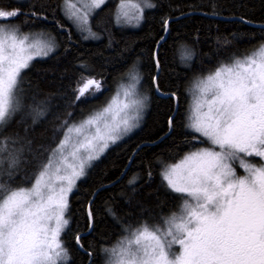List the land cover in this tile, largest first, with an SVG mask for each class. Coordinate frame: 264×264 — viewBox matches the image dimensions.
Returning <instances> with one entry per match:
<instances>
[{
  "label": "trees",
  "instance_id": "16d2710c",
  "mask_svg": "<svg viewBox=\"0 0 264 264\" xmlns=\"http://www.w3.org/2000/svg\"><path fill=\"white\" fill-rule=\"evenodd\" d=\"M121 1L106 0L93 12L90 23L97 36L85 39L67 18L63 0H0V9H20L21 15L12 23L22 33L44 34L56 43L53 52L35 57L22 71L21 109L0 127V138L17 141L10 149L23 150L11 170L4 154L0 183L6 187L30 186L62 138L64 122L78 123L98 110L129 73L140 75L147 92L140 127L111 145L68 197L69 224L60 235L68 253L63 264H87L88 253L92 256L89 264H105L104 249L127 235L126 228L144 222L159 224L161 218L179 211L184 195L171 190L163 171L186 153L211 146L205 138L194 140L199 134L187 127L192 85L222 64L252 55L264 45V27L255 26L264 25V0H150L155 7L146 8L135 27L117 22ZM33 11L38 15H31ZM180 15L184 16L169 22L155 60L164 21ZM186 52H191V58H186ZM156 64L160 70L156 85L162 93L174 92L178 97L174 115L173 98L155 92ZM85 78L99 80L102 88L76 101L74 89ZM33 109L44 114L35 117ZM169 118L173 125L166 134ZM142 143L148 144L135 151ZM251 160L260 162L259 157ZM133 179L135 183L130 184ZM90 201L92 229L80 237L83 247L79 248L76 236L89 228Z\"/></svg>",
  "mask_w": 264,
  "mask_h": 264
},
{
  "label": "snow or ice",
  "instance_id": "6c2138e0",
  "mask_svg": "<svg viewBox=\"0 0 264 264\" xmlns=\"http://www.w3.org/2000/svg\"><path fill=\"white\" fill-rule=\"evenodd\" d=\"M79 2L83 10L71 0H63L67 18L87 33L85 39L96 38L89 9H99L105 0ZM131 7L137 13L133 17H129L128 11H121L123 4L118 6L117 22L121 16L138 21L145 8L155 5L141 0ZM19 15L18 8L0 9V126L6 125L21 107L22 71L35 57L47 56L56 47L54 38L32 41L31 34L22 33L12 23ZM31 15L38 13L33 11ZM186 58H191V52H186ZM139 79L134 74L132 84L120 86L125 100L115 111L113 105L120 89L101 111L78 124L65 121L62 138L51 149L48 162L30 188L11 189L0 183V264L66 262L67 249L59 238L69 224L65 218L68 194L94 160L138 127L148 98L140 93L131 101L127 98L133 95L129 89H134ZM195 86L201 94L197 100L198 115L187 127L199 134L194 140L205 138L214 147L192 152L181 164L165 169L163 179L171 190L186 194L179 211L161 218L159 224L144 222L126 228L123 239L104 249L105 264H264V163L257 166L246 159L264 160V45L250 56L235 59L231 65L222 64ZM93 88L100 91L101 82L85 79L74 89L75 100L79 101ZM156 90L160 91L158 85ZM170 95L178 102L176 93ZM205 106L207 111L201 114ZM33 111L35 117L44 114L38 109ZM172 125L170 118V129ZM16 143L0 138V165L7 153L10 170L18 165V152L23 151L10 149L9 145ZM70 143L73 163L64 154ZM57 157L59 163L53 171ZM237 162L245 169V176H237L233 166ZM11 174L9 171L8 175ZM129 183L134 184L135 179ZM92 219L89 211L90 227ZM76 241L79 244V235ZM175 245H179V252L174 250Z\"/></svg>",
  "mask_w": 264,
  "mask_h": 264
},
{
  "label": "rangeland",
  "instance_id": "374dc122",
  "mask_svg": "<svg viewBox=\"0 0 264 264\" xmlns=\"http://www.w3.org/2000/svg\"><path fill=\"white\" fill-rule=\"evenodd\" d=\"M106 1V0H105ZM71 2L72 3H76L77 4V8H81L82 9V5H81V3L79 2V0H71ZM86 2H90V0H86ZM141 2V0H122L120 3H119V5H121V4H123L124 5V8H122L121 9V11H128V13H129V17H133L134 15H136L137 13H136V9L135 8H132L131 7V5L132 4H138V3H140ZM151 2V1H150ZM118 5V6H119ZM63 6H64V4H63ZM65 7V6H64ZM146 9V8H145ZM144 9V10H145ZM83 10V9H82ZM96 9H94V10H91V9H89V11H90V17L92 16V14H93V12L95 11ZM117 10H118V8H117ZM71 11V10H70ZM116 14H117V12H116ZM72 21V20H71ZM140 21H141V19L140 20H136V19H132V18H129V19H127V20H125V18L123 17V16H121V19H120V22H119V24H124V25H128V26H131V27H135V26H137L139 23H140ZM72 23H73V21H72ZM74 24V26L77 28V26H76V24L75 23H73ZM78 29V28H77ZM79 30V29H78ZM80 31V30H79ZM81 32V31H80ZM83 35L84 36H86L87 35V33H83ZM49 37L48 36H46V35H44V34H31V40L32 41H44V40H47ZM250 56V55H249ZM38 57V56H37ZM244 58V57H243ZM243 58H241V59H243ZM232 63H230V64H228V65H231ZM215 72V71H214ZM132 75H134V71L132 72V73H129L128 74V77L126 78V79H124L122 82H120V83H118L117 84V86H116V88L113 90V92L111 93V95H108L106 98V100H105V102H103V104L100 106V108L98 109V110H96L95 112H97V111H101L103 108H105V107H107L108 105H109V103L110 102H112V99H113V97H115L116 95H117V91H118V89H120V86L121 85H125V86H127V85H129V84H132L133 83V81L131 80V76ZM139 77H140V75H139ZM85 79H87V78H85ZM84 79V80H85ZM84 80L82 81V83L84 82ZM81 83V84H82ZM196 85V83H194L193 85H192V88H191V91L189 92L190 93V97H189V104H188V109H187V114H186V119H187V125L190 123V122H194L195 121V119H196V117H197V115H198V113H197V111H196V107H197V100L198 99H200L201 98V94H200V92H199V90H198V88L195 86ZM129 91H132L133 92V95H131V96H129L128 98H127V101H131V100H133V99H136L137 97H136V93H140L141 95H144V96H147V92H146V90H145V88H144V86L142 85V82H141V77H140V79H139V83L138 84H136V86H135V88L134 89H129ZM98 93V92H96L95 91V89L93 88V89H89V92L88 93H86L85 94V97L86 96H90V95H92L91 93ZM125 100V97H124V95H123V89H120V95H119V97H118V99H117V103L115 104V105H113V110L115 111L117 108H118V106L120 105V102L121 101H124ZM146 108H147V102H146V107L143 109V113H142V117L140 118V120H139V125H138V127H140V125H141V123H142V119H143V117H144V113H145V111H146ZM21 109V108H20ZM19 109V110H20ZM18 110V111H19ZM207 111V107L205 106V107H203V108H201V110H200V113L202 114V113H204V112H206ZM94 113V112H93ZM92 114V113H91ZM90 115V114H89ZM122 115V114H121ZM88 116V115H87ZM86 116V117H87ZM86 117H84L82 120H84ZM119 118V117H118ZM191 118V119H190ZM109 119H111V114L109 115ZM81 120V121H82ZM80 122V121H79ZM78 122V123H79ZM77 123V124H78ZM0 127H2V126H0ZM138 127H135V128H133L130 132H128L126 135H124L123 136V138L122 139H124V138H126V137H128L129 135H131L135 130H137L138 129ZM74 139H75V137H74ZM122 139H120V140H118L117 142H119V141H121ZM60 140V139H59ZM59 140L56 142V144L59 142ZM116 142V143H117ZM111 145H113V144H111ZM110 145V146H111ZM109 146V147H110ZM212 147H214V146H200L199 148H196V150H194V151H190V152H188V153H186L181 159H179L177 162H175V163H173V164H170V165H168L166 168H170L171 166H173V165H179V164H181V162L182 161H184L185 160V157L186 156H188L190 153H192V152H195V151H198V150H200V149H203V148H212ZM108 149V148H107ZM106 149V150H107ZM106 150H105V152H106ZM72 151V145H71V143L69 144V146L65 149V155L66 156H68V162L69 163H73L74 161L72 160V157L69 155V153ZM104 152V153H105ZM103 153V154H104ZM82 154V153H81ZM102 154V155H103ZM102 155H100V157L102 156ZM99 157V158H100ZM252 158H254V157H246V159H248L249 161H251L253 164H255V165H257V166H259L260 164H262V163H264V160H261V158H260V162L259 163H255L254 161H252L251 159ZM98 160V159H97ZM97 160H94L92 163H91V166L97 161ZM48 162V160L46 161V163ZM45 163V164H46ZM59 163V158L57 157L55 160H54V163H53V166H52V169L51 170H55V167L57 166V164ZM234 168H235V171H236V174H237V176H245L247 173H246V171H245V169L244 168H242L240 165H239V163L237 162V163H235L234 165ZM90 167H88L87 169H86V173H87V171H88V169H89ZM165 168V169H166ZM239 168V169H238ZM165 169H164V171H165ZM238 170H240V172H238ZM163 171V172H164ZM39 173V172H38ZM37 173V174H38ZM36 174V175H37ZM61 174H63V166H61ZM86 175V174H85ZM84 175V176H85ZM84 176H82L81 178H79L77 181H76V184H77V182L79 181V180H81ZM35 179V178H34ZM166 181V180H165ZM34 183V180L31 182V185L30 186H28V187H26V188H30L31 186H32V184ZM166 183H167V181H166ZM76 184H75V186H74V188L76 187ZM74 188H73V190H74ZM72 190V191H73ZM71 193V192H70ZM70 193L68 194V197H69V195H70ZM184 196L186 195V194H183ZM68 197H67V199H68ZM65 218H66V213H65ZM52 223H54V222H52ZM124 238V236L121 238V239H123ZM60 239V238H59ZM117 244V242L113 245V246H115ZM112 246V247H113ZM111 247V248H112ZM174 250L175 251H177V252H179V245H175L174 246Z\"/></svg>",
  "mask_w": 264,
  "mask_h": 264
},
{
  "label": "water",
  "instance_id": "95a60500",
  "mask_svg": "<svg viewBox=\"0 0 264 264\" xmlns=\"http://www.w3.org/2000/svg\"><path fill=\"white\" fill-rule=\"evenodd\" d=\"M182 16H184V15H180V16H178V17H174V18H168L167 19V21H168V23L167 24H165V31H164V33H163V36L161 37V39L157 42V45H156V50H155V60H156V52H157V49H158V47H159V45L165 40V38H166V35H167V32H168V24H169V22L170 21H172V20H175V19H178V18H180V17H182ZM255 26H258V27H264V25H255ZM156 63H157V61H156ZM157 65V67H156V75H155V77H154V89H155V92H156V94L158 95V96H160V97H168V96H171L170 94L171 93H167V94H164V93H162L161 91H157L156 90V88H157V85H156V83H155V80H156V76L159 74V66H158V64H156ZM177 108H178V105H177V101H175V106H174V112H173V115L176 113V111H177ZM172 115V116H173ZM172 118V117H171ZM170 119V118H169ZM168 123H169V121H168ZM171 131V129H170V127H169V130L167 131V133L166 134H168L169 132ZM146 144H148V143H142L141 145H139L136 149H135V151L136 150H138L142 145H146ZM133 156V155H132ZM129 164H130V161H129V163H128V165H127V167H126V169L123 171V173H122V175H121V177L124 175V173L126 172V170L128 169V166H129ZM120 177V178H121ZM119 178V179H120ZM119 179H117L116 181H118ZM115 181V182H116ZM114 183V182H113ZM110 185V184H109ZM93 198V197H92ZM92 200V199H91ZM90 204H91V201L88 203V206H87V213H88V215H89V211H90ZM91 229H92V222H91V227L89 226V228L85 231V232H83V233H80V234H78L80 237L81 236H85V235H87L90 231H91ZM76 243H77V241H76ZM77 246L79 247V248H81V245H80V243L78 244L77 243ZM91 255H89V261H88V263L87 264H89V262H90V260H91Z\"/></svg>",
  "mask_w": 264,
  "mask_h": 264
}]
</instances>
